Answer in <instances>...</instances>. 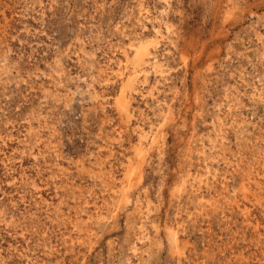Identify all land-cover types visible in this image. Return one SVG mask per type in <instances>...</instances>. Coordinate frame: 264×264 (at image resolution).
<instances>
[{
    "label": "rangeland",
    "instance_id": "obj_1",
    "mask_svg": "<svg viewBox=\"0 0 264 264\" xmlns=\"http://www.w3.org/2000/svg\"><path fill=\"white\" fill-rule=\"evenodd\" d=\"M0 264H264V0H0Z\"/></svg>",
    "mask_w": 264,
    "mask_h": 264
}]
</instances>
